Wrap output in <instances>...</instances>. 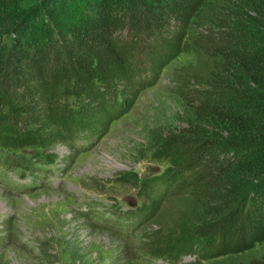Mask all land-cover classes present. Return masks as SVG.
Instances as JSON below:
<instances>
[{"label": "trees", "instance_id": "trees-1", "mask_svg": "<svg viewBox=\"0 0 264 264\" xmlns=\"http://www.w3.org/2000/svg\"><path fill=\"white\" fill-rule=\"evenodd\" d=\"M187 44L200 60L179 92L184 126L157 152L183 177L177 214L218 264H264V0H0V98L10 83L33 105L83 95L138 51L160 69Z\"/></svg>", "mask_w": 264, "mask_h": 264}, {"label": "rangeland", "instance_id": "rangeland-1", "mask_svg": "<svg viewBox=\"0 0 264 264\" xmlns=\"http://www.w3.org/2000/svg\"><path fill=\"white\" fill-rule=\"evenodd\" d=\"M208 14L206 7L193 28L206 25ZM161 49L164 53V43ZM138 56L83 95L47 97L33 105L12 83L7 87L0 98V150L11 163L22 154L39 153L55 160L60 170L55 171L54 188L46 179L37 189L18 194L0 182V264L221 261L197 246L200 225L190 228L186 217L177 214L186 195L178 188L183 177L157 153L163 135L184 126L177 119L179 92L190 81L199 53L187 44L160 69L161 57L144 53L140 61ZM139 66L143 71L136 72ZM74 115L100 132L88 149L69 140ZM81 195L93 196L101 209L134 205L139 226L124 237L96 224L93 212L90 218L80 214L76 199ZM257 249L264 252V244Z\"/></svg>", "mask_w": 264, "mask_h": 264}, {"label": "bare ground", "instance_id": "bare-ground-1", "mask_svg": "<svg viewBox=\"0 0 264 264\" xmlns=\"http://www.w3.org/2000/svg\"><path fill=\"white\" fill-rule=\"evenodd\" d=\"M137 209H141V208L138 207ZM143 217H144V216H143Z\"/></svg>", "mask_w": 264, "mask_h": 264}]
</instances>
